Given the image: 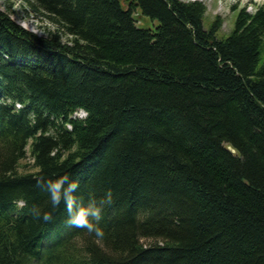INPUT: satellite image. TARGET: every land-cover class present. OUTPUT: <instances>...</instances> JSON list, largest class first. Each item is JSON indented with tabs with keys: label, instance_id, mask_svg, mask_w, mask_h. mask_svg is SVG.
I'll use <instances>...</instances> for the list:
<instances>
[{
	"label": "trees",
	"instance_id": "obj_1",
	"mask_svg": "<svg viewBox=\"0 0 264 264\" xmlns=\"http://www.w3.org/2000/svg\"><path fill=\"white\" fill-rule=\"evenodd\" d=\"M24 2L54 30L0 10V264H264V5L218 39L200 1ZM66 173L111 190L100 234L37 183Z\"/></svg>",
	"mask_w": 264,
	"mask_h": 264
},
{
	"label": "clouds",
	"instance_id": "obj_2",
	"mask_svg": "<svg viewBox=\"0 0 264 264\" xmlns=\"http://www.w3.org/2000/svg\"><path fill=\"white\" fill-rule=\"evenodd\" d=\"M37 183L47 192L53 209L63 203L67 212V223L78 228H87L97 234L101 233L98 221L101 219L104 205L111 202V190H108L102 197H97L92 192L82 196L79 193V181L73 179L70 173L55 178H40ZM30 211L33 216L43 221H49L52 218L51 211H44L36 205H33Z\"/></svg>",
	"mask_w": 264,
	"mask_h": 264
},
{
	"label": "rangeland",
	"instance_id": "obj_3",
	"mask_svg": "<svg viewBox=\"0 0 264 264\" xmlns=\"http://www.w3.org/2000/svg\"><path fill=\"white\" fill-rule=\"evenodd\" d=\"M182 2L200 1L206 6V15L203 20L204 29H208L213 19L219 16L222 20V26L218 31L217 38L225 39L233 28L235 13L231 11L233 5H238L239 8H246L249 13H252L256 5H264V0H180ZM0 10L6 12L11 18L26 30L35 33L38 36H45L48 32L53 31L51 24L40 14H34L28 10L24 0H0ZM145 24V23H143ZM156 23L151 25L147 23L143 28L152 29ZM65 40V38H64ZM75 116L82 117V114L77 113ZM70 128V127H68ZM29 160L20 162L18 173H32L35 170L29 164ZM22 205V203H19ZM149 243V242H147Z\"/></svg>",
	"mask_w": 264,
	"mask_h": 264
},
{
	"label": "water",
	"instance_id": "obj_4",
	"mask_svg": "<svg viewBox=\"0 0 264 264\" xmlns=\"http://www.w3.org/2000/svg\"><path fill=\"white\" fill-rule=\"evenodd\" d=\"M226 149L231 152L233 155H238V152L231 146V145H226Z\"/></svg>",
	"mask_w": 264,
	"mask_h": 264
},
{
	"label": "bare ground",
	"instance_id": "obj_5",
	"mask_svg": "<svg viewBox=\"0 0 264 264\" xmlns=\"http://www.w3.org/2000/svg\"><path fill=\"white\" fill-rule=\"evenodd\" d=\"M17 107H19V105H17Z\"/></svg>",
	"mask_w": 264,
	"mask_h": 264
}]
</instances>
